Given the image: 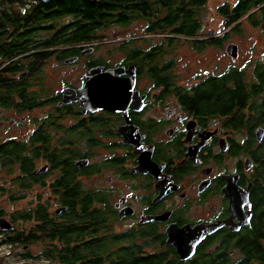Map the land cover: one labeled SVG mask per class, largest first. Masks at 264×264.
Here are the masks:
<instances>
[{
    "label": "flooded vegetation",
    "instance_id": "flooded-vegetation-1",
    "mask_svg": "<svg viewBox=\"0 0 264 264\" xmlns=\"http://www.w3.org/2000/svg\"><path fill=\"white\" fill-rule=\"evenodd\" d=\"M60 1L0 0V108L13 114L7 120L0 112V126L3 133L12 127L16 132L8 138L0 135V147L6 141H19L25 144L23 151L30 153L43 148V138L48 134L51 147L54 141L53 147L59 153L57 173L51 180V183L57 180L59 186L49 198L59 211L36 210L38 203L46 205V199L43 200L46 193L33 191L50 175L51 166L46 162L45 172H35L42 165H35L34 169L36 174H46L44 182L27 180L30 187L26 190L36 201L26 212L25 226L20 228L10 220V229L23 231L17 243L23 246L25 260L33 259L29 252L33 244H39L43 251H58V257L49 255L57 264H75L73 250L86 249L103 239L116 248L128 242V234L134 235L139 243L146 237L156 239L159 233L167 239V228L174 224L194 226L230 218L239 222L238 217H232L228 195L239 196L242 191L249 192L253 217L251 194L256 166L253 154L264 139H257V128L264 125L255 124L258 117L250 107L264 97V91L257 96L249 91L258 80L256 64H264V50L260 57L242 60L241 44L228 42L238 46V57L233 59L227 53V44L225 51L232 59L231 66L206 75L221 76L232 67L242 73L247 84V104L243 115H238L240 125L239 119L229 125L225 123L228 116L199 114L191 109L176 94V85H184L183 82L176 81L175 74L171 82H161L156 67L149 65L144 54L137 62L125 52L119 61L100 55L98 45L105 36L99 32L105 29L98 30V40L84 42L89 45L65 42L76 20L69 14L59 15ZM148 2L152 15L137 19L144 23L142 33L130 39L140 38L148 43V47L147 44L140 47L150 53L160 43L158 37L167 34L157 29L160 22H166L158 18L163 5L158 0ZM245 20L248 21L245 18L241 22ZM261 27L254 28L262 30ZM222 35L211 34L210 37H216V44L208 46L222 49L225 43ZM35 56L45 58L44 62L55 59V64L72 66L71 80L63 78L59 92L52 97L44 96L39 102L42 105L49 100L52 106L43 116L31 115V64ZM70 58L75 60L68 62ZM119 66H124L120 69L124 73L114 77L126 87L120 93V105L116 109L93 107L94 96L119 93L88 91L84 86L89 80L104 79L102 73L118 70ZM43 86L39 84L36 89ZM65 153L71 155L69 164H64ZM244 209L249 206L244 205ZM158 216L162 219H148ZM250 223L236 230L224 224L202 242L220 233L242 235ZM0 232L5 235L3 230ZM145 233L148 236L144 237ZM158 246L156 242L151 247Z\"/></svg>",
    "mask_w": 264,
    "mask_h": 264
},
{
    "label": "trees",
    "instance_id": "trees-1",
    "mask_svg": "<svg viewBox=\"0 0 264 264\" xmlns=\"http://www.w3.org/2000/svg\"><path fill=\"white\" fill-rule=\"evenodd\" d=\"M205 1L158 0L163 5L159 9L158 18L160 21L165 20L166 22L164 24L163 21L160 22L157 29L167 35L163 36V40L159 44L150 49L155 51L154 54H151L152 51L148 53L142 47L135 46L134 39L120 42L118 48L125 52L128 58L136 62L140 55L144 54L145 59L150 61L149 65L156 67L154 70L159 75L160 81L171 82V78L174 77L173 59L162 63L160 60L169 51L165 49L170 48L173 43L179 40L176 37L186 38L191 42L192 48L198 50L216 44L214 41L216 37L208 36L207 39L200 37V23L196 17V9ZM59 5L61 7L59 15L69 14L76 20L72 25V31L67 33L70 36L68 41H65L67 43L98 40L100 38L97 36L98 30L105 29L106 26L129 25L138 18L152 15L148 0H62ZM218 11L223 16L224 26L229 28L222 35L221 39L224 41L229 39L230 30L241 33V20L245 18L252 27L262 26L264 32V0H238L231 6L221 4L218 6ZM52 14L53 17L56 16L55 13ZM44 61L43 57L32 58L31 104L33 108L41 105L39 102L42 97L39 95L44 93L43 88H34V86L42 84L39 79L41 75L39 70ZM256 74L258 80L252 84V90L249 91L255 96L264 91V64H256ZM246 86L242 73L232 67L221 76L212 74L198 80L191 87L177 84L175 88L179 98L197 113L228 116L225 123L229 125H233L239 119L238 125H240L241 118L238 115H243L248 99ZM250 110L258 117L255 124L257 126L264 125V97L256 100ZM43 141V148H37L30 153L23 151L24 142L10 140L1 144L0 167L10 168L11 173L16 171L19 173L18 176H15V183L21 191L30 187L27 183L28 179L44 182L42 179L46 174L34 173L36 160L45 159L51 169H56L59 166V153L55 147H51L50 135H45ZM253 156L256 162L255 185L251 194L253 217L242 235L217 234L202 242L193 257L187 261H181L174 248L167 244L165 234L159 233L156 239H148L146 237L148 235L145 233L146 239L142 243L137 242L134 235L128 234L126 237L128 242L118 245L116 248H111V241L103 239L100 243H95L86 249L73 250L71 255L76 261L75 264H264V139L257 145ZM69 163H71V155L65 153L64 164ZM58 186L57 180L50 184L54 193H57ZM24 195V193L18 192L12 197L16 200L23 198ZM38 204L36 210L39 212L49 209V202L46 205ZM27 210L22 209L14 212L10 218L13 221H25ZM4 213L0 209V215L6 217ZM4 233L8 242H18L19 237L23 236V231L16 230L14 227ZM11 233H16V235L13 236ZM212 241H217V243L213 245ZM156 242L159 246L151 247ZM44 253L48 256L52 254L53 257H58V251L47 250Z\"/></svg>",
    "mask_w": 264,
    "mask_h": 264
},
{
    "label": "rangeland",
    "instance_id": "rangeland-1",
    "mask_svg": "<svg viewBox=\"0 0 264 264\" xmlns=\"http://www.w3.org/2000/svg\"><path fill=\"white\" fill-rule=\"evenodd\" d=\"M237 0H206L201 3L197 8L196 17L200 23V37L207 39L211 34L219 35L224 34L229 28L225 27L223 24V16L218 11V6L221 4L232 5ZM67 18V17H66ZM142 22L135 20L129 25H110L106 26L105 30L100 31L99 33L104 34V42L98 45V53L103 57L107 58L110 61H119L122 59L123 53L120 51L119 44L120 42L130 39L131 36H137L142 33ZM242 31L241 33L229 31L230 37L229 40L224 41V47L218 48L214 46H207L202 50L192 48L191 42L184 37H176L177 40L172 44L167 54L161 57L160 62H165L166 60L173 59L172 72L177 77L178 82H183L185 86L194 84L202 78H204L209 72H219L221 68H226L231 66L232 59L226 54L225 47L228 42H239L242 46V60L246 59L248 56L260 57L262 51L264 50V33L261 29L252 27L248 22L243 21L240 25ZM159 33H161L159 31ZM159 41L163 40V36H159ZM160 41V42H161ZM148 47V43L142 42L140 38H134L135 46H145ZM83 45H88L83 43ZM55 59H50L41 64V75L40 82L44 84L43 88L45 89L44 93H41V97H52L53 95L59 92V86L63 78L70 79L72 78L71 65L66 63L55 64ZM34 88H38L34 86ZM43 99V98H42ZM49 100L44 102L41 106L33 108L31 115L43 116L48 111L52 109L51 104L48 103ZM10 119L13 114L9 110H2ZM22 115L23 112H21ZM21 115V116H22ZM20 117V116H15ZM6 125L9 124L7 121ZM2 126V124H1ZM0 126V135L1 138H8L15 136V128L3 133V127ZM23 128V127H21ZM18 129V128H17ZM55 145L53 141L52 146ZM47 161L45 159L36 160V166L45 164ZM56 169H50V175L45 177V184L36 185L33 188L34 193L40 194L45 192L43 200L46 199V203L49 202V210H56V204L53 203L49 198L54 194L50 184L51 180L56 176ZM18 172H10V168H1L0 167V209L5 212L6 218L11 220L10 216L12 213L18 212L22 209H29L30 206L35 204V199L32 197V193L28 190L21 191L20 187L15 183V176H18ZM45 186H47L45 188ZM18 192L24 193L23 198L14 200L12 196H15ZM48 200V201H47ZM16 226L22 228L25 226V222L21 220L14 221ZM5 235H2L0 232V264H57L53 261L48 255L40 249L39 244H33L29 252L33 259L25 260V257L22 255L23 246L17 242H8ZM238 255V252H236Z\"/></svg>",
    "mask_w": 264,
    "mask_h": 264
},
{
    "label": "water",
    "instance_id": "water-1",
    "mask_svg": "<svg viewBox=\"0 0 264 264\" xmlns=\"http://www.w3.org/2000/svg\"><path fill=\"white\" fill-rule=\"evenodd\" d=\"M226 51L229 55L236 59L238 57V46L235 43H229L227 45ZM75 59L70 58L67 61L73 62ZM115 71H105L102 73L104 79L100 81L89 80L84 86V90L88 91H106L108 92H118L119 95H106V96H94L92 99L93 107H107L110 109H116L120 105L121 91L125 90V84L119 78H115L116 74L121 75L124 71L120 70L124 66H119ZM257 139L262 140L264 137V128H257ZM48 169V165L44 164L35 169L36 173L45 172ZM242 190V189H241ZM230 207L233 211L232 217H238L239 222H235L232 218L218 221L214 223H200L197 225H184L182 227L174 224L167 228V243L172 245L179 255L181 261H187L193 257L196 253L198 245L207 237V235L214 233L224 224H229L232 230L239 229L244 224H249L252 218L251 202L249 200V192L242 191L239 196L235 194H229ZM248 205L249 209L245 210L244 205ZM56 211H59L57 209ZM149 220H161L162 217H152ZM12 227V223L9 219L4 216H0V229L3 231H8ZM26 249V246H24Z\"/></svg>",
    "mask_w": 264,
    "mask_h": 264
},
{
    "label": "built area",
    "instance_id": "built-area-1",
    "mask_svg": "<svg viewBox=\"0 0 264 264\" xmlns=\"http://www.w3.org/2000/svg\"><path fill=\"white\" fill-rule=\"evenodd\" d=\"M88 44V43H87ZM89 45V44H88Z\"/></svg>",
    "mask_w": 264,
    "mask_h": 264
}]
</instances>
